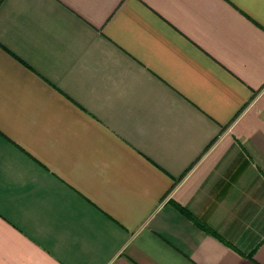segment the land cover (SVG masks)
Here are the masks:
<instances>
[{"label":"crops","instance_id":"obj_1","mask_svg":"<svg viewBox=\"0 0 264 264\" xmlns=\"http://www.w3.org/2000/svg\"><path fill=\"white\" fill-rule=\"evenodd\" d=\"M0 264H264V0H0Z\"/></svg>","mask_w":264,"mask_h":264}]
</instances>
